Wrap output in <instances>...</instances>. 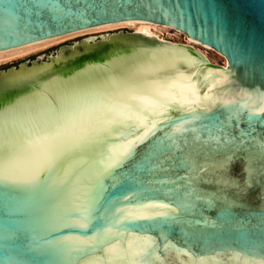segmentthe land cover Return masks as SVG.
<instances>
[{"label":"water","instance_id":"water-1","mask_svg":"<svg viewBox=\"0 0 264 264\" xmlns=\"http://www.w3.org/2000/svg\"><path fill=\"white\" fill-rule=\"evenodd\" d=\"M147 23L228 64L133 31L0 75V264L264 259V0H0V52ZM61 137L37 173L22 146Z\"/></svg>","mask_w":264,"mask_h":264},{"label":"bare ground","instance_id":"bare-ground-1","mask_svg":"<svg viewBox=\"0 0 264 264\" xmlns=\"http://www.w3.org/2000/svg\"><path fill=\"white\" fill-rule=\"evenodd\" d=\"M119 27H130L132 29H134L135 31L138 32H142L144 34L150 35V36H156L159 37L160 39H162L163 41H165L163 44V46L167 47L168 49L178 52V53H193L191 50L194 48L197 51H200V53L202 55H199L201 58H206L210 61H212V57L210 54V51L215 52L216 54H219L215 49L213 48H209V47H205L200 45L199 43L195 42L194 40L190 39L184 32L182 31H178V30H174V29H170V28H166V27H162V26H158V25H154V24H131V25H115V26H102L98 29H87L81 32H70L60 38H50L42 43L39 44H31V45H23V46H17L14 47L6 52H0V63L11 60L19 55H23L25 53H28L32 50H37L40 49L42 47H44L47 44H50L52 42H55L59 39L71 36V35H76V34H85L87 32L89 33H93V32H98V31H106L109 29H116ZM172 30H174V32H172ZM178 34H182L184 36L183 41L182 42H177V41H171L170 39L176 40V36ZM106 36H104V38H106ZM169 40H168V39ZM220 55V54H219ZM223 56V55H221ZM59 56L54 58L53 61L58 60ZM223 58L225 59L224 64L223 65H227L228 64V59L226 56H223ZM52 62V61H51ZM51 62H44L43 64H38L39 66H35V67H40V65L44 66V65H49ZM213 62V61H212ZM215 63V62H214ZM35 67H31V68H35ZM31 68H21V70L18 71H22V70H27V69H31ZM11 72H15V69L10 70ZM212 72V70H203L201 73H199V75L194 76V83H201L200 82V78L205 76V75H209ZM4 75V74H3ZM211 75V74H210ZM211 76H214V74H212ZM215 88V85H205L204 87V91L201 93L200 95V99H206L210 96V91L211 89Z\"/></svg>","mask_w":264,"mask_h":264},{"label":"rangeland","instance_id":"rangeland-1","mask_svg":"<svg viewBox=\"0 0 264 264\" xmlns=\"http://www.w3.org/2000/svg\"><path fill=\"white\" fill-rule=\"evenodd\" d=\"M133 31L135 30L130 27H119L116 29H109L106 31H98L93 33L87 32L85 34L71 35L59 39L50 44H47L40 49L32 50L23 55H19L11 60L0 63V75L1 74L8 75L9 73H11L10 70L15 69V66H17V71H18L21 70V68H31V67L39 66L38 64H43L44 62H51L53 59L52 57L56 58L62 52L72 50L73 48L75 49L77 45L80 46L83 45L85 39L91 40V39H95L96 37H100V36L104 37L106 35H107L106 38H108L111 35L125 33V32H133ZM172 32H174V30H172ZM128 37L130 36L128 35ZM183 38L184 36L182 34H178L176 36V40L173 39L170 40L184 43ZM210 54L213 62L224 64L225 59L223 58V56L216 54L213 51H210Z\"/></svg>","mask_w":264,"mask_h":264},{"label":"snow or ice","instance_id":"snow-or-ice-1","mask_svg":"<svg viewBox=\"0 0 264 264\" xmlns=\"http://www.w3.org/2000/svg\"><path fill=\"white\" fill-rule=\"evenodd\" d=\"M155 127V125H153ZM147 135V133H145ZM67 137H61L58 141H53L51 143H44L43 146H36L35 151L33 153V150L29 148L27 145L22 146L23 151L27 153L30 157H33L36 161V170L37 173L42 171H48L54 169V166L57 164V158L60 148L67 142ZM75 143V141H72ZM132 143V142H129ZM19 151V149L17 150ZM122 155L127 156L128 151H124ZM3 160V154L0 153V161ZM121 161L117 160L114 164H112V167L117 166ZM110 169H105V171H108ZM6 178L3 173L2 167H0V179ZM38 175H34L33 179H38ZM101 189L96 190L95 194L92 189H84L82 194L77 197L78 200H93L96 201L97 196L100 194ZM103 197L100 196V199ZM127 198V197H124ZM80 227H88L87 224H80L78 225ZM134 264H140V261L136 260L134 261ZM242 264H264V259H244Z\"/></svg>","mask_w":264,"mask_h":264}]
</instances>
